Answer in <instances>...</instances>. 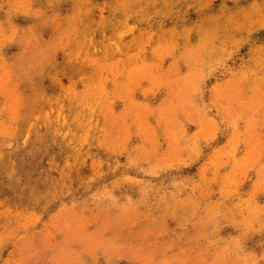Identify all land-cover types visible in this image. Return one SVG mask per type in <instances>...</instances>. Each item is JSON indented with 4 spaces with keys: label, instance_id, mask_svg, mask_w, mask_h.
Listing matches in <instances>:
<instances>
[{
    "label": "rangeland",
    "instance_id": "rangeland-1",
    "mask_svg": "<svg viewBox=\"0 0 264 264\" xmlns=\"http://www.w3.org/2000/svg\"><path fill=\"white\" fill-rule=\"evenodd\" d=\"M0 264H264V0H0Z\"/></svg>",
    "mask_w": 264,
    "mask_h": 264
}]
</instances>
